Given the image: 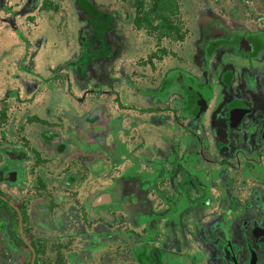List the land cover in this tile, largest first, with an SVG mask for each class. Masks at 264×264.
<instances>
[{
  "label": "flooded vegetation",
  "instance_id": "flooded-vegetation-1",
  "mask_svg": "<svg viewBox=\"0 0 264 264\" xmlns=\"http://www.w3.org/2000/svg\"><path fill=\"white\" fill-rule=\"evenodd\" d=\"M36 1L27 24L59 14L47 0L34 12ZM214 1L200 9L194 51L165 71L154 68V53L140 55L134 69L128 58L121 65L131 54L121 53L118 12L78 9V0L68 22L85 26L78 39L84 33L93 47L104 44L97 56L83 61L80 44L47 79L25 65L27 50L16 66L0 56L4 80L13 65L44 81L28 98L0 84V186L25 191L21 164L34 158L42 169L43 153L59 164L76 159L50 178L73 190L65 210L61 195L47 206L41 197L30 213L0 188V264H264V0ZM11 10L0 25L27 49L30 26L20 30ZM172 25L179 29L169 35L156 29V44L183 38ZM127 69L147 78L132 79ZM20 130L22 139L8 138ZM37 175L40 195L48 177Z\"/></svg>",
  "mask_w": 264,
  "mask_h": 264
},
{
  "label": "rangeland",
  "instance_id": "rangeland-1",
  "mask_svg": "<svg viewBox=\"0 0 264 264\" xmlns=\"http://www.w3.org/2000/svg\"><path fill=\"white\" fill-rule=\"evenodd\" d=\"M29 1L30 0H0V16H6L5 9H12L11 14H13L15 20L17 21L19 29L23 30L25 24H27L26 14L32 13L31 11H29L31 9H28V7H30L31 5L29 4ZM92 1L95 5L103 6L105 9H115L118 12L117 32L121 36V53L122 51H126L127 53L131 54L129 56L122 54L119 59L121 61V65H125V61L128 58L131 64H133L134 69V65L141 63L140 55L143 54V57H147L150 53H154L156 54V56L153 57V63L156 64L154 68L157 71L160 70V72L165 71L167 67H171L172 65L181 64L178 63L180 62V60H176L179 55L192 53L194 51L193 43L194 39L197 36V18L200 16V9H205L206 7L213 8L216 7L217 4L214 0H176L178 9L176 10V13L172 14L171 19L173 22L179 23L180 28L182 29L181 31L184 34L183 38L178 39L175 37H162L156 44L155 42L158 38L157 30H148L145 27L138 29L134 23V19L137 16L138 11L135 2L136 0ZM42 2L43 0H37L35 5L31 7L34 9V12H37L36 9L39 8ZM47 2V6L49 5L51 9H60V12L57 10L56 12H59V14L54 18H49V20H38L35 22L31 21V23L27 24V27L30 26V33L27 35V49H25V45L20 42L16 33L15 35L11 32V29H9L8 27L3 28V25H0V56H4V59L6 61H14V65L16 66V63L19 62V59H21V55L24 54L27 50V61L25 65L27 66V64L29 65L32 62L31 66L34 69H31V67L30 69L33 71L35 70L36 73H39L45 78L51 76L55 68L59 64L65 63V61L68 60L73 53L76 54L77 50L80 47V44L84 45L85 47L82 57L83 61H86L87 58H89L90 56H97L104 50L103 43L98 48L93 47V44H91L90 39L85 36L84 33L80 37V39H78V33L81 30L85 29V26H83L82 23L78 25L77 23L72 24V22H68L67 17L69 18L70 14L73 12V9H76L75 0H47ZM222 2L223 3L221 4L223 6H227L232 4V2L239 3V0H222ZM149 4L150 0H145V8L148 7ZM11 14L9 17H12ZM75 16H77L76 12ZM161 49H165V52H162ZM2 60L0 64H3ZM119 60L116 61L115 67H117V65L119 64ZM69 68H66L64 70L60 68V71L63 72L66 70H71ZM8 69H10V71L5 74V80L3 79V75L0 74V84L4 82V88H6L7 86L13 87L14 84L15 86L20 88V92H22L24 97L27 98L32 97L33 94L36 93L38 90L39 92L41 91V86L43 85L44 81L41 80L39 77L35 76L34 74L28 71H22L20 73L17 69L13 67V65H10ZM142 69L144 71V68ZM126 75L131 76L132 79L134 76L140 75L143 78H147L146 75L135 70L127 69ZM68 82H70V86L72 88L73 82L70 77L64 82L66 88L69 85ZM60 83L62 84L61 81ZM49 85H52V82H50ZM52 93L53 91H51V94ZM1 97H3L2 93H0V98ZM124 98H126L125 95ZM34 112H36L40 116L42 113L45 112V110L40 106H36ZM10 118L11 116L8 117V119ZM50 120L53 119L51 118ZM6 121L4 124H2V126L6 127L5 129H8ZM61 121L63 120L61 119ZM66 123L67 122L65 121V123H58V125H65ZM16 130L17 126L15 127V131ZM31 130L32 128L25 131V135H27L25 136V138L29 137ZM61 130L64 134L68 133L67 128H64V126H61ZM10 132L12 131L10 130ZM22 137L23 136H21V130L19 134L10 133L8 136V138L11 139H22ZM27 142L28 143L26 149L27 151H29V149L33 146L34 142H31L29 140H27ZM3 144H6V141L0 142V145ZM43 155L47 157L46 161L49 163H44L43 168L41 167L42 169H40L38 165L34 164V158L27 164H21V166L25 169V173L27 175V178H24L23 180V182L28 183V185L25 184L24 186L25 191L22 190V192L20 189L17 190L16 188H11L6 185L0 186L1 190L4 193H8V195L13 197L14 200L18 201V203H23L22 205H25L28 211L33 214L37 213L39 203H41L42 201L40 199L41 197H44L45 206H47L49 204L48 202H50L51 200L55 202L56 200H58V197L62 195L61 197L66 199L65 201L67 202L62 204L64 210L67 208L69 203H72L67 199H72L74 197L71 194L73 193V190H70L67 187V189H64L63 187L58 186V183L54 182L50 178L56 177L57 174L61 173L64 167H66L68 164H71L70 162L75 163L76 159L71 157L65 160H61V163L59 164L58 158L49 156L45 153H43ZM30 156L33 157L31 153ZM3 161L4 159L0 155V164H2ZM40 171H42V173H44L48 177V179L45 178V192L38 195L37 188L35 187V182L38 176L37 174L40 173ZM59 176L62 177V175ZM79 187L80 186H78L77 192H81V196L84 197V194L90 189V185L88 186L86 180V182H84L82 186L83 191L80 190ZM32 224L33 223L29 221L27 225H29V228H33ZM93 224H96V220H94ZM93 228H95V226H93Z\"/></svg>",
  "mask_w": 264,
  "mask_h": 264
},
{
  "label": "trees",
  "instance_id": "trees-1",
  "mask_svg": "<svg viewBox=\"0 0 264 264\" xmlns=\"http://www.w3.org/2000/svg\"><path fill=\"white\" fill-rule=\"evenodd\" d=\"M137 16L134 23L137 28L145 27L148 30L159 29L160 36L169 35L168 31L174 33L179 27L172 25L169 16L175 13L178 9L176 0H150V4L145 8V0H136ZM78 9H104L101 6H96L91 0H78ZM157 22V23H155ZM0 206L5 207L6 202L0 198Z\"/></svg>",
  "mask_w": 264,
  "mask_h": 264
},
{
  "label": "water",
  "instance_id": "water-1",
  "mask_svg": "<svg viewBox=\"0 0 264 264\" xmlns=\"http://www.w3.org/2000/svg\"><path fill=\"white\" fill-rule=\"evenodd\" d=\"M14 28L16 29V31L19 33V31H18V29L14 26ZM19 35H20V33H19Z\"/></svg>",
  "mask_w": 264,
  "mask_h": 264
}]
</instances>
